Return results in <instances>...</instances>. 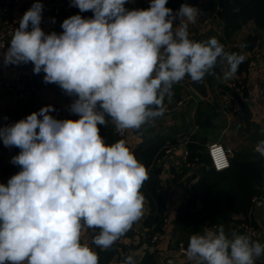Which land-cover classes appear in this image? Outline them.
<instances>
[{"label": "clouds", "instance_id": "1", "mask_svg": "<svg viewBox=\"0 0 264 264\" xmlns=\"http://www.w3.org/2000/svg\"><path fill=\"white\" fill-rule=\"evenodd\" d=\"M130 2L70 0L93 16L72 15L57 33L42 29L44 6L35 0L7 46L0 45L5 67L31 63L45 84L73 98L68 111L79 117L57 119L46 105L0 126L3 145L20 149L11 159L20 171L0 183V264H99L83 234L91 229L93 245L112 247L143 217L141 189L149 179L125 142L107 144L99 126L111 121L121 134L139 130L163 114L173 85L186 76L201 82L220 62L227 81L246 59L216 37L189 38L198 7L185 3L174 12L168 0H150L147 9H129ZM184 254L195 264H255L264 244L242 234L229 238L220 225L193 234ZM121 264L137 262L128 255Z\"/></svg>", "mask_w": 264, "mask_h": 264}, {"label": "crops", "instance_id": "2", "mask_svg": "<svg viewBox=\"0 0 264 264\" xmlns=\"http://www.w3.org/2000/svg\"><path fill=\"white\" fill-rule=\"evenodd\" d=\"M34 2L35 0H20L12 7L10 19L13 22V28L10 31L9 40L14 30L19 27L18 21ZM55 2L56 0H41L44 6L41 27L45 32L60 33L63 31L61 21L54 16L52 10ZM140 3L141 0H131L126 7L142 9ZM173 11L177 10L173 9ZM77 14L85 18L93 16L91 11L81 13L79 9H77ZM217 24V20H213L207 27L190 24V39L195 41V37L199 35H202L201 41L216 37L224 45L225 51L243 54L246 57L245 61L249 64L255 47V41L252 44V38L255 39L262 34L264 28L256 27L253 21L249 20L226 37L223 30L219 35L217 34ZM25 66H7L4 68V75L22 79L28 85L35 86L37 90L35 89L28 101L18 99L14 90H1L0 126L23 119L20 116L23 113L30 115L46 105L55 107L59 103L64 105L65 112L57 119L75 120L79 118L75 114L71 113V116L67 114L68 106L73 99L61 98L57 93L58 85L45 84L40 74H35ZM223 67L224 65L219 62V69H214L215 74L205 76V95L197 92L188 84L190 78L186 80V85L184 80L174 84L170 99H165V102L173 106L172 110L163 112L161 116L139 130L129 129L121 134L111 121L107 127L99 126L100 134L107 144L123 140L132 151L142 142L157 137L165 138L164 144L166 139L173 143L171 152L155 160L160 162L162 167L160 174L162 186L159 188L158 184V190L163 193L165 200L163 210H166L168 214V222L162 225V232L158 233L157 241L154 244L146 243L144 231L147 227L143 226L142 221L149 212V200L144 196V215L132 226L136 233L132 236H122L106 250L93 245L94 251L100 249L99 264H121L123 258L128 255H133L138 264L148 247L155 251L154 264H195L194 261L187 260L184 253L177 250L178 242L183 244L189 230L184 223L178 226L175 223L178 207L188 198L192 186L204 168L200 161L201 158L197 159L196 156L192 160L187 159L190 144H195L194 150L208 157L207 145L212 141H217L230 150L229 159L239 157L252 159L255 155L264 161V157L254 149L256 139L264 137V96L260 94V90H264V73L260 68L237 71L241 72L244 82L243 92L240 93L233 89L232 78L227 81L223 79ZM178 100H182V103L176 104ZM14 114L17 116L16 120H13ZM14 148L5 147L0 141V183L7 184L8 179L18 173L11 163ZM259 188L258 194H264V178ZM244 221L249 222V229L242 225ZM220 225L224 227L229 238L236 233L264 243V202L255 208H251L250 203L246 217L241 213L234 214L230 221ZM220 225L217 223L210 225L205 221L201 234L207 230H215ZM88 232L89 229L83 234V239L88 236ZM94 235L95 233L93 237ZM257 261L264 264V257Z\"/></svg>", "mask_w": 264, "mask_h": 264}, {"label": "trees", "instance_id": "3", "mask_svg": "<svg viewBox=\"0 0 264 264\" xmlns=\"http://www.w3.org/2000/svg\"><path fill=\"white\" fill-rule=\"evenodd\" d=\"M168 0L166 7L178 10L182 4L200 6L205 14L217 20L222 26L223 33L228 37L234 30L252 20L258 28H264V0ZM217 10L219 12L217 13ZM202 35L196 36L195 41H201ZM255 39L252 38V44ZM248 63L244 60L237 71L246 69ZM219 69V62L215 67ZM185 77L183 82L186 85ZM165 138L157 137L139 144L133 150L136 158L146 166L149 179L145 181L141 192L149 200V212L142 223L147 229L144 231L146 243L150 244V237L162 232V211L165 208L163 193L158 190L162 167L156 158L165 155L162 148ZM171 141V140H170ZM172 143V142H171ZM193 146V147H190ZM195 144L189 145L187 159L197 156L201 158L203 170L189 192L188 198L177 209L176 225L185 224L189 230L184 238L183 246L187 248L193 234H201L205 221L208 224H224L232 219V215L241 213L247 216L251 197L260 191L259 185L264 178V161L255 156L252 159L244 157L229 159V166L222 170H215L206 155L194 150ZM154 159V160H153ZM136 231L131 228L125 236H132ZM100 250V249H99ZM99 250H95L100 253ZM155 251L147 248L138 264H154ZM255 264H260L257 260Z\"/></svg>", "mask_w": 264, "mask_h": 264}, {"label": "built area", "instance_id": "4", "mask_svg": "<svg viewBox=\"0 0 264 264\" xmlns=\"http://www.w3.org/2000/svg\"><path fill=\"white\" fill-rule=\"evenodd\" d=\"M20 0H0V45H6L7 43L10 42L9 40V34L10 31L13 28V22L10 19V13L12 10V7L17 4ZM150 6V0H141L140 3V8L142 9H147ZM199 9H201L202 14L198 18V22L196 23L199 27H207L209 24L213 22V18L207 16L204 12V10L200 7L197 6ZM77 9L76 7H71L70 6V0H56L54 3V6L52 7L54 16L63 22L64 19L77 14ZM217 34L219 35L222 32V26L219 22H217ZM191 32L189 29V38H190ZM5 49H0V52L5 51ZM4 68L5 66L3 65V59L2 56H0V91L3 89L7 90H14L17 98L20 100L28 101L31 99L33 96V93L35 92V86H30L28 85L24 80L19 79L17 77H6L4 75ZM26 69L32 70L33 65L31 63L27 64L25 66ZM254 68H260L263 73H264V31L262 34L258 35L255 38V47L253 51L252 58L247 66L246 69L251 70ZM41 78L43 79L44 73H40ZM231 85L233 86V89L242 93L244 89V82H243V76L241 72H236L235 75L231 79ZM37 90V89H36ZM58 95L61 98L64 99H73L72 97H69L65 95V93L61 90L60 87H58ZM260 94L264 96V90H260ZM226 102L228 100H225ZM182 100H178L176 104H181ZM64 105L62 104H57L54 108L55 111L51 113L54 117L58 118L60 115H62L65 110H64ZM173 106H170L167 102H164V112H169L172 110ZM69 116L72 114L70 112L67 113ZM21 117L25 118L27 115L26 114H21ZM17 116L16 114L13 115V120H16ZM264 141V137H259L256 139L255 144H254V149L258 154L260 152L257 150L258 147L264 148V144H261V142ZM165 153L171 152V149L173 148V143L169 139H166L165 144L163 146ZM20 149L19 148H14L12 157L19 154ZM208 158L210 160V165L215 169V170H222L225 169L229 166V152L230 150L225 148L220 142L217 141H212L207 145L206 148ZM264 157V156H263ZM15 170L18 172L20 171L19 166L12 164ZM162 186V182L159 183V188ZM264 202V194H255L251 198V208H255L261 203ZM162 217H163V224H166L168 222V214L166 210L162 211ZM242 225H245L248 229L250 228L249 222L244 221ZM95 232L91 229H89L88 236L86 238H82L83 243H88L92 248V237ZM159 234H154L150 237V242L155 243L158 239ZM261 244H264L262 241H258ZM185 248L182 244V242H178L177 245V250L179 252L185 253Z\"/></svg>", "mask_w": 264, "mask_h": 264}, {"label": "water", "instance_id": "5", "mask_svg": "<svg viewBox=\"0 0 264 264\" xmlns=\"http://www.w3.org/2000/svg\"><path fill=\"white\" fill-rule=\"evenodd\" d=\"M223 3L220 0L219 6H222ZM219 12V10H217V13ZM188 84L191 85L197 92L205 95L206 94V88H205V84H204V80L201 82H195L192 81L191 79L188 81ZM140 227V226H139Z\"/></svg>", "mask_w": 264, "mask_h": 264}]
</instances>
